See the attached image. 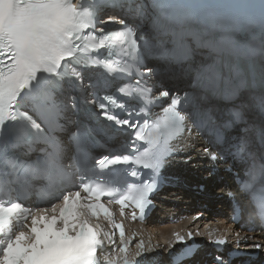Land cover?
I'll list each match as a JSON object with an SVG mask.
<instances>
[{
    "label": "snow or ice",
    "instance_id": "obj_1",
    "mask_svg": "<svg viewBox=\"0 0 264 264\" xmlns=\"http://www.w3.org/2000/svg\"><path fill=\"white\" fill-rule=\"evenodd\" d=\"M126 6L135 9L134 16L111 17L108 23L122 28L108 35L98 27L103 21L80 0H0V197H7L0 198V264H102V257L105 264H113L105 253L115 248V233L94 223L101 212L111 218L102 198L113 192L86 182L93 158L87 127L92 118L103 116L119 126L129 148L139 152L137 142L147 145L139 155H105L98 160L101 166L138 165L151 174L145 183L140 172L131 170L140 186L116 201L122 213L128 204L141 213L151 206L150 196L168 184L163 168L185 150L184 134L191 135L193 129L200 134L206 125L217 145L225 143L223 131L234 124L245 122V131L255 129L259 150L247 153L251 166L246 175L251 178L257 169L264 172V0H123L119 5ZM115 45L124 62L132 65L121 76L134 88L117 84L116 93L126 99L106 95L101 100L91 82H85L84 70L106 69L102 86L109 87L116 75L99 54ZM196 57L200 59L194 65L188 63ZM188 73L191 80L183 99L179 93L170 97L165 78ZM249 88H259L258 101L242 96ZM74 92L79 93V103ZM165 100L169 102L162 106ZM213 101L231 103V122L215 124L222 110ZM129 102L136 106L129 107ZM109 104L126 115L117 117ZM157 105L162 115L154 112ZM251 112L261 116L259 123L249 118ZM134 117L142 121V128ZM56 133L66 134V139ZM173 140L176 144L170 145ZM246 147L234 154L241 155ZM20 149L22 156L17 154ZM31 154L35 158H23ZM203 155L212 162L225 158L209 147ZM249 188V182L242 184L243 191ZM45 189L62 194L33 207L16 198L17 192L29 199ZM116 228L118 250L126 253L125 232L119 224ZM177 239L183 243V237ZM138 247L137 255L144 251L142 243ZM193 255L188 246L174 259L182 264ZM216 259L225 264L223 257Z\"/></svg>",
    "mask_w": 264,
    "mask_h": 264
},
{
    "label": "bare ground",
    "instance_id": "obj_2",
    "mask_svg": "<svg viewBox=\"0 0 264 264\" xmlns=\"http://www.w3.org/2000/svg\"><path fill=\"white\" fill-rule=\"evenodd\" d=\"M188 158H191L190 163L187 165H184L181 169L175 168V171H178V173H181V175L184 177V179L187 182H194L200 179L202 175H205L206 173L202 170V166L205 165V161L203 159H198L197 155L194 152H190L187 155ZM195 165V166H194ZM194 166V167H193ZM183 171V172H182ZM213 178L209 177L206 184H207V190L204 192L202 196L196 195L191 189H176L173 191H164L161 192L158 195L157 202V208L155 210V213L149 218L147 228L149 234L152 236L158 233L160 230L162 233L168 232L169 226L171 225L170 218L173 219H179L181 222H184L186 225L191 226H198L200 225L201 221H195L194 218L197 216L196 212H193L191 209L197 207V206H203L208 205L211 206L213 204L220 205L222 207H225V200H221L222 196L215 200V198H212L209 200V196L211 195H218L221 194L224 196V191L230 189L226 188L225 185L218 186V190H214L210 187V183L212 182ZM229 184V187L231 186V182H227ZM217 186V185H216ZM232 190V189H231ZM235 193L236 190H233ZM238 194V193H237ZM238 200L241 202H244V199L239 196ZM241 202V203H242ZM245 216L250 215L249 207H245ZM191 210V211H190ZM200 214V213H199ZM154 217V219H153ZM159 221L158 224H154L153 221L155 220ZM219 222H223L222 217H218L216 219ZM252 221V220H251ZM243 221H240V223ZM165 223V225H162ZM208 224V223H205ZM257 221L252 222V224L248 225V227H252L250 231L246 229V227H239L235 230V232L238 234V239L240 240L241 244L247 245V247H251L257 244H263V237L261 236V233L257 229Z\"/></svg>",
    "mask_w": 264,
    "mask_h": 264
},
{
    "label": "rangeland",
    "instance_id": "obj_3",
    "mask_svg": "<svg viewBox=\"0 0 264 264\" xmlns=\"http://www.w3.org/2000/svg\"><path fill=\"white\" fill-rule=\"evenodd\" d=\"M220 199L225 200L223 195H222V198H220ZM225 202H226L225 207H222V206L217 205V204H213L211 206L207 205V208H205V209H203L204 207H195L191 210L192 211L196 210L195 212L197 213V215L200 213V215H202V217H203V218H201V219H203V221L213 220V219L215 220L218 217H223L221 221H223L225 223L227 221L229 214H230L229 205H228L227 201H225Z\"/></svg>",
    "mask_w": 264,
    "mask_h": 264
},
{
    "label": "water",
    "instance_id": "obj_4",
    "mask_svg": "<svg viewBox=\"0 0 264 264\" xmlns=\"http://www.w3.org/2000/svg\"><path fill=\"white\" fill-rule=\"evenodd\" d=\"M199 215V214H198ZM199 230V227H196V228H193V229H189L188 231H186V232H184V233H182V234H180L178 237H183L184 238V240L187 238V236L189 235V233H191L192 235H194L197 231ZM177 237V238H178ZM175 239V241H176V244H175V246L176 247H180L181 245H182V243H180V242H178V239ZM183 240V241H184Z\"/></svg>",
    "mask_w": 264,
    "mask_h": 264
},
{
    "label": "trees",
    "instance_id": "obj_5",
    "mask_svg": "<svg viewBox=\"0 0 264 264\" xmlns=\"http://www.w3.org/2000/svg\"><path fill=\"white\" fill-rule=\"evenodd\" d=\"M152 218V217H151ZM201 218H203L202 216H201ZM153 219H154V217H153Z\"/></svg>",
    "mask_w": 264,
    "mask_h": 264
}]
</instances>
